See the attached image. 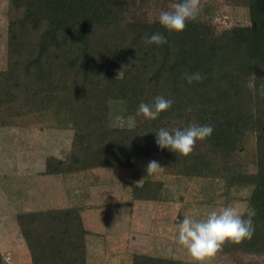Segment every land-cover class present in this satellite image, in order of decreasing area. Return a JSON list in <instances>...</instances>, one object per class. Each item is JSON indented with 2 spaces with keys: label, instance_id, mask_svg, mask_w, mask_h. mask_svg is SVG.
Instances as JSON below:
<instances>
[{
  "label": "trees",
  "instance_id": "obj_1",
  "mask_svg": "<svg viewBox=\"0 0 264 264\" xmlns=\"http://www.w3.org/2000/svg\"><path fill=\"white\" fill-rule=\"evenodd\" d=\"M246 1L254 15L252 0ZM206 9V18L188 21L177 33L158 20L129 19L128 0H8L0 123L60 95L74 120L72 147L65 159L47 157L44 174L131 167L138 157L161 153L168 173L202 177L221 171L227 188L253 186L252 238L225 242L219 252L264 253V22L221 28L217 8ZM154 32L167 43H148ZM192 71L203 79L188 84L184 73ZM157 95L172 99L171 108L154 120L138 115L139 104ZM110 100L122 104L124 126L111 125ZM190 123L210 124L213 133L198 140L189 156L155 144L159 128ZM248 132L255 135L254 172L230 164ZM159 190L160 183L146 182L135 198L155 199ZM16 219L31 264H87L82 207L22 211ZM0 264H8L1 250ZM134 264L193 263L144 255Z\"/></svg>",
  "mask_w": 264,
  "mask_h": 264
},
{
  "label": "rangeland",
  "instance_id": "obj_2",
  "mask_svg": "<svg viewBox=\"0 0 264 264\" xmlns=\"http://www.w3.org/2000/svg\"><path fill=\"white\" fill-rule=\"evenodd\" d=\"M177 2L128 0V16L158 20L161 10H171ZM200 2L197 18L207 17L206 8H217L214 18L221 28L251 24L253 20L264 22V0H252L254 15L246 0ZM8 23V0H0V71L8 65ZM107 106L111 125L124 126L127 120L122 104L110 100ZM73 121L64 99L54 95L47 97L39 109L8 116L0 123V250L8 264H31L16 219L22 211L82 207L89 231L85 236L87 264H134L136 256L144 255L198 264L176 240L179 220L185 215L203 218L225 205L242 214L249 207L253 186L227 188L221 171H207L202 177L168 173L161 153L138 157L131 167L44 174L47 157L65 159L69 155L75 131ZM255 144V135L248 132L244 149L233 154L232 167L254 172ZM151 160L163 168L148 175L146 167ZM146 182L151 186L160 183L159 196L135 198L136 188ZM207 264H264V253L218 251Z\"/></svg>",
  "mask_w": 264,
  "mask_h": 264
},
{
  "label": "clouds",
  "instance_id": "obj_3",
  "mask_svg": "<svg viewBox=\"0 0 264 264\" xmlns=\"http://www.w3.org/2000/svg\"><path fill=\"white\" fill-rule=\"evenodd\" d=\"M200 0H178L171 10H161L158 16L159 23L168 31L182 32L188 21L197 18ZM148 43L163 45L167 38L162 32H154L147 37ZM184 79L188 84L201 81L203 75L199 71L185 72ZM173 100L157 95L151 103L141 102L137 114H143L147 119H156L162 112L171 108ZM213 133L210 124L190 123L186 127H161L155 132V144L159 149H167L176 155L189 156L198 140H205ZM163 167L156 160L149 161L146 171L153 174ZM243 215L236 208L225 205L214 209L203 218L185 215L176 225V240L185 247L191 257L198 264H207L222 249L225 242L239 244L243 240L251 239L254 234L253 217L256 215L254 207L246 209Z\"/></svg>",
  "mask_w": 264,
  "mask_h": 264
},
{
  "label": "crops",
  "instance_id": "obj_4",
  "mask_svg": "<svg viewBox=\"0 0 264 264\" xmlns=\"http://www.w3.org/2000/svg\"><path fill=\"white\" fill-rule=\"evenodd\" d=\"M16 257H17V256H16ZM27 260H28V259H27ZM27 260H26V261H27ZM29 260H30V259H29ZM26 261H23V262H25V263H26ZM29 262H30V261H29ZM97 264H100V263H99V262H97Z\"/></svg>",
  "mask_w": 264,
  "mask_h": 264
}]
</instances>
